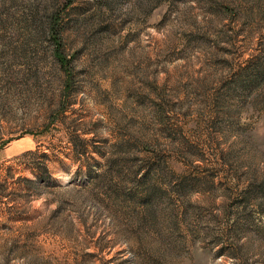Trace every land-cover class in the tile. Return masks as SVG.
Here are the masks:
<instances>
[{
  "label": "rangeland",
  "instance_id": "rangeland-1",
  "mask_svg": "<svg viewBox=\"0 0 264 264\" xmlns=\"http://www.w3.org/2000/svg\"><path fill=\"white\" fill-rule=\"evenodd\" d=\"M0 264H264V0H0Z\"/></svg>",
  "mask_w": 264,
  "mask_h": 264
},
{
  "label": "trees",
  "instance_id": "trees-1",
  "mask_svg": "<svg viewBox=\"0 0 264 264\" xmlns=\"http://www.w3.org/2000/svg\"><path fill=\"white\" fill-rule=\"evenodd\" d=\"M51 24V26H50ZM49 24V31L52 33L53 36H59L60 31H59V26L57 25V22L54 20L53 24L50 22ZM57 39V38H56Z\"/></svg>",
  "mask_w": 264,
  "mask_h": 264
}]
</instances>
